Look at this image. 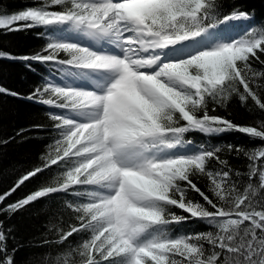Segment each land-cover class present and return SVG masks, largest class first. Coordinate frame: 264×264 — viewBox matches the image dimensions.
<instances>
[{
  "label": "snow or ice",
  "instance_id": "1",
  "mask_svg": "<svg viewBox=\"0 0 264 264\" xmlns=\"http://www.w3.org/2000/svg\"><path fill=\"white\" fill-rule=\"evenodd\" d=\"M254 19L236 0H38L15 12L0 6V36L40 27L37 36L47 41L25 55L0 48V60L41 77L26 95L0 85V96L43 106L53 121L50 129L17 131L21 140L25 132H50L53 143L42 163L0 193V204L56 170L0 214L10 219L62 194L72 222L66 229L50 223L57 239L32 245L67 248L56 264H264V120L249 126L214 114L233 97L264 111V71L254 68L264 65V25ZM190 133H240L260 145L197 144ZM232 157H245L247 171L235 170ZM198 178H206L207 190ZM192 221L212 230L184 232ZM13 230L0 221V264H15L6 244Z\"/></svg>",
  "mask_w": 264,
  "mask_h": 264
},
{
  "label": "trees",
  "instance_id": "2",
  "mask_svg": "<svg viewBox=\"0 0 264 264\" xmlns=\"http://www.w3.org/2000/svg\"><path fill=\"white\" fill-rule=\"evenodd\" d=\"M36 2L38 0H0V6H4L9 12H15L33 6ZM236 2L243 4L246 9L254 14L255 24L264 25V0H236ZM43 31V28L37 27L27 32H16L0 36V48L14 55L34 53L47 42L43 37L37 36V33ZM261 59H264V56ZM34 67L39 72H45V69L40 65H34ZM254 68L264 71V65L259 63L254 64ZM40 82L41 77L26 70L22 64L0 60V85L26 95L32 90L33 86ZM261 96L264 98V92L261 93ZM216 111L214 114L227 117L234 123L241 125L254 126L257 121L264 120V111L259 110L251 101L247 105H242L236 97L227 102V107H217ZM37 124L44 125L48 129L53 124L43 106L25 99L0 96V139L15 137L8 144H0V193L7 191L21 172L42 163L39 157L45 155L47 146L53 143L52 134L45 131L40 132L39 135L34 132H25L23 135L27 138L23 140L20 136H16L19 129ZM187 138L197 144L210 140L214 145L231 143L245 148L260 145V141L251 140L247 135L240 133H225L214 137H205L200 133H190ZM247 163L245 157H232L230 159L233 168L241 172L247 171ZM55 173L54 167L41 174L40 177L26 183L25 186H22L16 193L8 197L4 204H0V208L25 197L36 190L42 180ZM194 182H197L202 190H207L209 182L206 178H198ZM190 195L194 199L200 200L198 194L190 193ZM61 196L62 194H53L48 198H43L16 212L10 219L7 213L0 214V221L4 222L6 229L14 226L13 232L8 235L15 236V240L7 239L6 244L9 253L14 255L15 264H56L58 257H62L68 251L67 248L61 249L55 244H47L43 247L32 246L45 238L48 240L57 239L56 229L49 230L47 227L50 223L66 229L67 225L72 222V214L69 211H62L65 200L61 199ZM65 199L70 200L71 197ZM173 211H176L177 214H185L180 209H173ZM181 227L186 233H200L205 232V229H211L206 224L195 221L185 223ZM179 230V228L176 229V231ZM78 239V237L70 238L73 244ZM17 245L24 246L20 247L15 253H11V250L16 248Z\"/></svg>",
  "mask_w": 264,
  "mask_h": 264
},
{
  "label": "rangeland",
  "instance_id": "3",
  "mask_svg": "<svg viewBox=\"0 0 264 264\" xmlns=\"http://www.w3.org/2000/svg\"><path fill=\"white\" fill-rule=\"evenodd\" d=\"M243 27H247V25L245 24V25H243ZM216 112H217V111H216ZM216 112H215V113H216ZM226 118H227V117H226ZM210 230H212V229H209V228H208V229H205V232H206V231H210Z\"/></svg>",
  "mask_w": 264,
  "mask_h": 264
}]
</instances>
